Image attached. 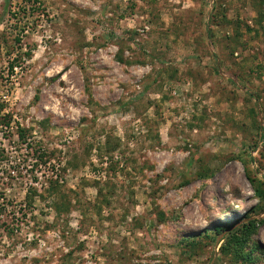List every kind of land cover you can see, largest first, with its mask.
<instances>
[{"label": "rangeland", "instance_id": "obj_1", "mask_svg": "<svg viewBox=\"0 0 264 264\" xmlns=\"http://www.w3.org/2000/svg\"><path fill=\"white\" fill-rule=\"evenodd\" d=\"M0 264H264V0H0Z\"/></svg>", "mask_w": 264, "mask_h": 264}, {"label": "trees", "instance_id": "obj_2", "mask_svg": "<svg viewBox=\"0 0 264 264\" xmlns=\"http://www.w3.org/2000/svg\"><path fill=\"white\" fill-rule=\"evenodd\" d=\"M3 120H6L5 118L3 119ZM4 125H8V123H3ZM254 226V224H253V222H250V223H248L246 226H242L241 227V229L239 230V233H246L247 235L246 236H244L243 237V241H248V239H249V237H250V235H251V232H250V228H252ZM215 231H216V233H219V231H220V228H215Z\"/></svg>", "mask_w": 264, "mask_h": 264}]
</instances>
